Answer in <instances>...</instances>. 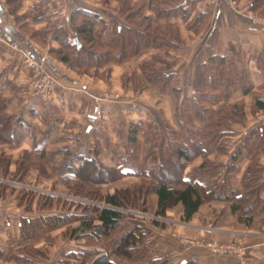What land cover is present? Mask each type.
<instances>
[{
  "label": "trees",
  "instance_id": "16d2710c",
  "mask_svg": "<svg viewBox=\"0 0 264 264\" xmlns=\"http://www.w3.org/2000/svg\"><path fill=\"white\" fill-rule=\"evenodd\" d=\"M22 1L6 0L8 13L14 16L15 26L19 30L21 27L18 21L27 18L24 17V13H17ZM117 3L116 14L109 22L93 10L76 8L70 12L67 24L72 32H76L79 45L70 44L64 28L57 27L55 22L38 29L43 36L50 34L57 43V47L48 48L49 55L69 68L86 74L88 69L98 71L103 66L139 53L151 44L167 46L177 44L175 39L178 37L177 25L167 22L159 27L153 26V21L154 17L169 19L179 11L186 12L185 9L188 10V7L181 1L139 0L131 4L129 0H117ZM33 7L31 9H34ZM250 7L253 10H262L264 0H251ZM145 8L153 11V17L138 15ZM31 14L33 21L44 17L42 11L32 13L31 10ZM24 22H21V26L29 28L27 21ZM38 30L33 28V32L28 36L35 38ZM106 30L108 34L104 37ZM235 55L234 51L227 56L212 55L197 66L193 87L197 90L198 96L181 94V101L186 102L188 106L181 109L176 107L175 116L178 114L181 117L179 129L172 130L171 136L166 140L153 141V145L144 156H139L140 140L136 134L143 129L139 121L130 124L125 154L118 163L108 169L98 164L92 155L73 152L71 154L67 151L60 171L61 178L64 184L70 186V189L77 194L84 193L82 187L85 183L101 185L125 176L141 177L140 184L135 188L123 187L107 193L103 196L104 205H88L89 207H83L84 211L79 213H63L51 217L40 215L38 218L22 217L19 221L21 235L25 236L22 237L24 239L22 242L34 237L38 228L66 225L67 229H71V234L80 240L78 249L64 253L69 259H80L82 264L88 260H90L88 264H166L168 260L165 257L153 258L148 255L149 244L144 231L140 228L142 226L129 225V222L124 221L120 208L140 206L146 209L149 197L155 195V214L164 216L167 209L180 204L182 218L188 220L204 202L226 201L230 198L229 190L219 176L210 190H205L199 178L218 166L213 164L209 157L208 147L215 150L225 148L223 137L230 134V123L244 121L242 101L223 104L217 111V121L207 124L204 129L188 128L185 123L190 124V118L193 116L198 119H209L214 112L212 107L217 103L218 98H226L229 85L236 81L241 84L242 93L248 94L252 86L241 63L232 60ZM149 66L147 63L141 66L146 80L157 83L161 90L170 87L171 73L165 70L169 66L153 70ZM148 69L155 72L158 81L150 76ZM172 92L177 95L176 88H172ZM5 104H0L1 112ZM251 106L254 112L264 111V95H256ZM1 112L0 141L12 143L16 137L13 132L15 118ZM263 130L258 126L250 136L254 135L258 141L264 136ZM27 151L25 156L33 152ZM192 162L194 165L187 172L188 165ZM195 162L199 163L195 164ZM23 164L21 163L19 168H23ZM259 173L261 170L256 167L249 173L250 186L246 192L232 199L233 210L239 209L243 213L250 214L264 211V197L260 195L264 186ZM190 174H196V180L191 181L188 178ZM75 203L82 207L81 203ZM28 231L30 234L27 233ZM22 242L18 249L11 250L5 255L0 249V257L21 263L27 261L29 255L32 257L41 255L42 252L30 243L22 244Z\"/></svg>",
  "mask_w": 264,
  "mask_h": 264
},
{
  "label": "crops",
  "instance_id": "0c3cea01",
  "mask_svg": "<svg viewBox=\"0 0 264 264\" xmlns=\"http://www.w3.org/2000/svg\"><path fill=\"white\" fill-rule=\"evenodd\" d=\"M50 1L51 3L49 0H23L17 13L21 14L29 7L39 4L43 9L44 17L33 21L31 20L32 14H30L27 22L30 27L40 29L52 22H55L57 27H63V24L67 23L70 12L76 8L93 10L106 22H109L115 16V12L111 8L117 6L116 0H111L109 4H103L101 0ZM129 1L133 4L138 0ZM180 1L187 2L188 10L186 12L179 11L169 20L179 25L181 38L185 40L183 49L186 50H183L182 53L189 55L183 58L186 60L187 67L193 66L192 70H194L200 62L207 60L212 55L227 56L231 53L229 49V45H231L252 82L264 83V71L258 68L262 63L264 65V29L260 30L254 27L244 15H235L227 0ZM0 6V96L8 97L9 93L13 91L7 102L6 110L17 116L14 119L13 131L16 137L10 148L14 151L20 150V152L23 150L33 151V155L40 156L44 161L49 159V163L54 165L62 160L67 151H70L69 147H74L78 154H89L83 141L90 133V135L95 134L96 122L100 123L103 118L111 121L117 120L114 123V128L109 130L112 137L114 135L125 137L123 134L127 132L126 121L131 122L134 117L129 116L134 109V99L129 98L119 106L116 103L103 102L100 95V80L99 86L95 83L92 85L86 80L83 81L82 78L77 76L75 78L63 73L60 68L64 69L63 64L52 59L47 53L48 47H57V43L47 37V46L44 49L33 38L15 26V18L7 13L3 0H0ZM143 10L145 11L141 13L140 17L150 15L148 8ZM193 17L197 20L201 17L208 18L204 27L200 28L199 34L194 33L198 25L186 29V25L192 21ZM164 22L166 20H159L160 25ZM107 34L108 30L104 32V37ZM200 42L204 43L200 44ZM149 53L150 49L141 53L140 63L148 57L146 54ZM176 54L177 50L172 55ZM144 55L146 56L144 57ZM27 60L33 61L37 67L44 63L56 71V74L61 75L60 77L64 76L63 81L58 79L50 99H42L34 93L31 84L34 79V76H31L33 67L29 66ZM140 78L144 81L142 77ZM97 86L98 88L95 90ZM229 93V97H235V95L243 96L244 99L247 97L239 90ZM159 96L157 94L155 98L159 99ZM138 108L141 109L136 110L141 113L138 118H143L142 114L145 111L141 106ZM143 115L148 117L150 114L147 115L145 112ZM17 118H19L18 122ZM118 119L121 120V128L117 127ZM246 123L231 127L230 134L223 137L225 141L223 154H217L215 149L208 147L207 152L211 160L220 163L199 178L205 190H210L215 185V179L219 176L225 182L230 198L226 201L204 202L188 220L182 218V208L180 204H177L167 209L164 220L176 224L171 225V231L177 236V245H181V242L188 239L194 242L198 240L202 243L216 241L223 245H238L244 251L243 258L247 264H264V211L250 214L243 213L239 209L233 210L231 207L232 199L248 190L250 186L249 173L253 168L261 170L259 174L264 186V152L261 151L264 145L258 142L254 135L250 136L258 126L264 129V120L254 124ZM143 128L147 127L144 125ZM122 129L124 130L122 131ZM151 145L150 143L147 149ZM85 150L86 152H84ZM54 155L62 156L59 160L57 159L58 161L52 162ZM198 163L195 162V164ZM192 165L189 166L187 172ZM149 173L152 174L151 171ZM188 178L194 181L197 175L190 174ZM260 195L264 197V189ZM149 198L153 204L152 210L155 211L156 196L151 195ZM150 228H144L147 240L150 239V230L152 229ZM162 230L167 233L165 231L168 229ZM154 233L158 234L157 231ZM154 240L151 241L156 248L158 243L156 244ZM201 242L191 245L187 249L177 247V256L180 258L178 264H240L242 259L240 255L234 253L215 254L204 247ZM160 250L164 252L166 248L162 247ZM112 259L117 260L115 257ZM58 261L61 262L59 259ZM58 261L56 260L54 264H59Z\"/></svg>",
  "mask_w": 264,
  "mask_h": 264
},
{
  "label": "rangeland",
  "instance_id": "374dc122",
  "mask_svg": "<svg viewBox=\"0 0 264 264\" xmlns=\"http://www.w3.org/2000/svg\"><path fill=\"white\" fill-rule=\"evenodd\" d=\"M3 1L6 4V0ZM110 1L111 0H101L103 4H109ZM227 1L230 2L231 11L235 15H244L245 18L250 20L254 27H257L260 30L264 29V7H262V10L251 9V0ZM49 3H51L50 0ZM182 3L184 6H187V2ZM117 7L118 3L117 6L111 8V10L116 12ZM33 8L34 9H31V7H29V9L23 12L24 17L28 18V16L31 14V10L32 13L38 11L43 12V9L41 6H39V4H35ZM6 10L8 13L7 4ZM143 11L145 10H142V12ZM142 12H140L138 15H140ZM148 13L150 14L149 16H152L154 14L153 11L149 8ZM25 19L19 20L18 25H20V29L24 34L30 35L33 32V27H30L28 25L29 22H26L29 28L21 26V22L23 23L24 21H27ZM207 19L208 18L201 17L199 20H197L193 17L192 21L186 25V29H190L193 28L194 25H198L194 33L199 34L200 28L204 27ZM156 20L157 19L154 17L153 26L162 27V25L167 22L177 25L178 37L175 38L177 40L176 45L173 44L172 46H167L151 44L150 47L142 49L141 51H139V53L135 55H129L127 58L119 62L110 63L107 66H103L99 68L98 71L88 69V71H86V74H82L81 71H78L76 69L69 68L67 65L51 56L52 59H55L63 64L62 66L64 67V69L60 67L61 71H63V73L65 74L67 73V75L69 74L75 78L77 76L84 79L83 81L86 80L87 83H90L92 85H94L93 83L98 85L100 80V95L103 102H106L107 104L116 103V105L119 106L129 98L134 99V109L131 112V115H129L131 116V118L133 116L134 117L131 122H128V120L126 121L127 134H123L125 135V137L121 135H114L112 137L109 134V130L111 131L112 128H114V123H116L117 120L111 121L110 119L103 118L101 119L100 123L96 122L95 134L90 135V133L83 141L84 147L86 146V149L89 150V155L94 156L96 162L107 169L114 164L115 160L116 163H118L119 159L123 156V154H125L128 145V131L130 124L133 121H139L141 122L142 127L144 125L147 127L145 129L143 128L142 131L136 134L138 136V139L140 140V152L138 151L139 156L142 157L149 149H147V147L150 145V143L153 145V141L158 142L162 139L166 140L167 137L171 136L172 130L179 129V119L181 117H179L178 114L176 115L177 117L175 116L176 107H179L181 109V107L188 106L186 102H184L183 100L181 101V97L186 94L198 96L197 90L193 87L195 71L197 66L200 63L205 62L206 60L200 62L194 70H192L193 66L191 67L190 64H188L190 67H187L186 60H184L183 58H185L188 54L182 53V51L186 49H183L185 40L181 38L179 25L176 22H171L169 19H158V21ZM159 20H166V22L160 25ZM228 24L229 22L227 21V25ZM63 28L66 31V34H76V32H72L70 30V27L67 23L63 24ZM37 33L35 38L33 39L38 43V45L46 49V39L47 37H50V34L43 36L41 31ZM165 35L168 36V34ZM201 43L204 42H200V44ZM50 47L51 46H49L48 48ZM148 49H150V53L146 54L148 55V57L140 63L141 60L139 59L141 58V53H144ZM229 49L231 51L230 54H232L233 47L231 45H229ZM176 50L177 54L172 55ZM234 53L236 54V57L233 56L232 60L238 61L240 63L238 54L236 52ZM146 55H144V57ZM27 61L29 66H34L33 64L29 63V60ZM145 63L150 65L149 67L151 70L164 68V66L168 65L169 67H167L165 70L171 73L170 87L168 86L167 88L161 90L157 83L148 82L141 69V66ZM39 67L43 71H46V73H48L54 80V88L59 80H64V76L60 77L61 75L59 76L58 74H56V71L52 70L44 63H41ZM258 68L259 70L261 69L262 71H264L263 63ZM150 69H148V73L152 78H155L156 81H158L155 72L151 71ZM31 76L33 77L34 74H32ZM140 77H142L145 82L142 81ZM247 80L252 87L248 92V95L246 94L247 97L245 99L240 95L229 97V92L233 90H239L241 93L243 91L241 84L237 83L236 81L235 83L229 85L228 95L226 98H218L217 103L212 107L214 109V112L209 119H198L197 117L194 118L193 116L190 118V124L186 122L185 125H187L188 128L204 129L207 124H211V122L214 123L217 121V111L223 104H232L236 101H242L243 103L244 121H233L232 123H230L231 127L241 126L246 122V124H254L256 122L264 120V111L254 112L251 106L256 95H264V83L258 84L257 82H252V79L248 74ZM34 83L35 80L33 79L31 83L33 91ZM98 86L95 90H97ZM172 88L177 89V95L172 92ZM12 92L13 91L9 93L8 97L0 96V104L3 105V103H6L4 107L1 106L3 109L2 112H0L4 114H10L14 118H16L17 116L15 114L13 115L6 110L7 102L9 101ZM34 93L36 92L34 91ZM157 94L160 95L159 99L155 98ZM140 106L144 109L147 115L150 114L148 115V117L143 115L145 114V112H143V118H138L140 117L141 113L136 112V110L139 109L138 107ZM121 124V120L118 119L117 127L121 128ZM123 130L124 129H122V131ZM258 142L263 143L264 145V136H262L258 140ZM12 143L2 140L0 141V249L3 251L4 255L9 251L11 252V250L14 251L18 249L20 247V243L22 242V237H25L24 235H21L19 227V221L22 219V217L28 216L30 218H38L40 215L51 217L63 213H79L80 211H84L83 207H89L88 205H104L103 196L107 193H111L112 191L121 189L123 187L135 188L140 184L141 181V177L139 176H125L101 185H97L96 183H85V185L82 187V189H84V193L77 194L70 189V186L67 187V185L64 184L63 179L61 178L62 175L60 171L62 170V163L65 156H63L62 160H60L59 162L51 165L49 163V159L47 161H44V159L40 158V156L33 155V153H29L28 151L27 152L29 154H26L25 156L24 154L26 150H23L21 152L20 150L14 151L12 148H10V146H12ZM69 150L70 153H77L74 147H69ZM261 151L264 152V146ZM84 152H86V150ZM224 152V147H222V149H216L217 154H223ZM61 156L62 155H54L51 161L55 162L57 159L59 160ZM23 160H25V162ZM20 162L24 163L23 168H19V166L21 165ZM219 163V161H214L213 164ZM192 164L194 165L193 162ZM192 164H189L188 167ZM75 202L81 203L82 207L78 206ZM120 209L121 213L123 214V220L129 222V225H140L142 226L140 228L143 231L144 228L146 229V227L152 228H150V239L148 238L147 240L149 244L148 255L153 258L165 257L168 260L166 264L179 263L178 260L180 258H178L177 256V247L187 249L191 245L201 242L198 240H195L194 242L188 239L181 242V245H177V236L172 234L174 232L171 231V225H174L175 223H172L171 221L165 222V215L160 216L155 214L154 210H152L153 204L150 198L147 201L146 209H143L140 206H126L121 207ZM152 221H156L157 223L154 224ZM72 224L76 223L72 222ZM163 227L168 229L167 231H165L167 233H164V231L162 230L164 229ZM70 231L71 229H67L66 225L53 228H38L36 231V235L34 237L32 236L33 238L30 237L27 242H22V244L30 243L34 248L42 252L41 255H35L33 257L29 255V259L21 263H17L14 260H9L8 258L0 257V264H54L56 260L58 261V259L61 260V264H80V259H69L64 254L65 252H69L76 248L78 249V244L80 242V240H77ZM153 231H157L158 234L154 233ZM27 233H29V231ZM32 233L34 234V231H32ZM153 239H155L154 242L156 244L158 243V246H156V248L153 246L154 243L151 241ZM201 244L204 247H207L205 243L201 242ZM162 247L166 248V251L162 252L160 250L162 249ZM233 247L237 249L238 253H222L220 251L214 252L209 247H207V249L215 254L234 253L239 255V253L243 251V249L238 245H233ZM88 261L84 262L83 264H88Z\"/></svg>",
  "mask_w": 264,
  "mask_h": 264
},
{
  "label": "built area",
  "instance_id": "2783aa9c",
  "mask_svg": "<svg viewBox=\"0 0 264 264\" xmlns=\"http://www.w3.org/2000/svg\"><path fill=\"white\" fill-rule=\"evenodd\" d=\"M76 38L75 33H67V41L70 44L74 43V39ZM30 64H33V74H34V91L36 94H38L42 99H49L51 96V93L54 89V80L50 77L46 71H43L40 69V67H37L36 64H34L33 61L29 60ZM205 245L209 247L214 252H222V253H228V252H237V249L233 247V245H223L219 244L216 241H209L206 242ZM238 253V252H237ZM239 255L242 257L240 260V264H247L244 257V251L240 252Z\"/></svg>",
  "mask_w": 264,
  "mask_h": 264
},
{
  "label": "water",
  "instance_id": "95a60500",
  "mask_svg": "<svg viewBox=\"0 0 264 264\" xmlns=\"http://www.w3.org/2000/svg\"><path fill=\"white\" fill-rule=\"evenodd\" d=\"M0 12H1V6H0ZM74 43L77 44V45H79V41H78L77 38L74 39Z\"/></svg>",
  "mask_w": 264,
  "mask_h": 264
}]
</instances>
